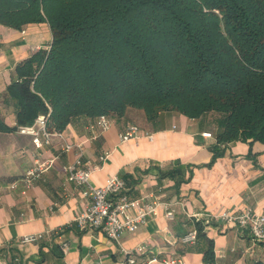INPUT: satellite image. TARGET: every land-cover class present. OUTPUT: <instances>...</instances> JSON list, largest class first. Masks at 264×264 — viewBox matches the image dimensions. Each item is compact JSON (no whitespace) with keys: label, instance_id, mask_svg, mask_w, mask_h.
I'll return each mask as SVG.
<instances>
[{"label":"crops","instance_id":"1","mask_svg":"<svg viewBox=\"0 0 264 264\" xmlns=\"http://www.w3.org/2000/svg\"><path fill=\"white\" fill-rule=\"evenodd\" d=\"M51 40L46 22L21 30L0 25V264H119L123 252L138 261L179 256L183 264H206L208 248L214 264H264V243L233 226L212 222L223 212L264 215V143L217 145L210 117L189 119L175 112L147 123L139 112L128 111L125 118L112 119L103 133L90 129L95 120L76 119L61 132H52L50 144L41 149L15 130V109L6 88L15 80L18 64L47 50ZM129 125L141 136L120 143L119 135ZM63 142L82 148V162L94 169L93 187L118 176L127 183L131 198L157 196L176 202L175 219L168 221L160 211L138 231L124 234L119 244L100 231H79L75 219L89 199L82 187L67 181L63 167L76 162L79 151L61 150ZM36 158H55V165L29 190L20 183L11 189ZM198 229L201 237L195 246L180 243ZM28 235L42 239L21 244Z\"/></svg>","mask_w":264,"mask_h":264},{"label":"trees","instance_id":"2","mask_svg":"<svg viewBox=\"0 0 264 264\" xmlns=\"http://www.w3.org/2000/svg\"><path fill=\"white\" fill-rule=\"evenodd\" d=\"M42 22L49 48L6 88L15 130L175 112L210 117L217 145L264 143V0H0L1 26Z\"/></svg>","mask_w":264,"mask_h":264},{"label":"built area","instance_id":"3","mask_svg":"<svg viewBox=\"0 0 264 264\" xmlns=\"http://www.w3.org/2000/svg\"><path fill=\"white\" fill-rule=\"evenodd\" d=\"M47 121L48 116L40 115L32 125L18 127L17 132L30 136L34 147L41 149L44 145L50 144L52 137V133L47 130ZM112 123L111 118L100 116L90 129H96L98 133H103L112 126ZM140 136L139 129L134 125H129L119 135V141L120 143L137 141ZM204 136L210 137V134ZM148 139L151 140L152 137L148 136ZM73 148L78 149L79 157L73 164L65 165L63 171L67 181L82 187L84 196L89 199L84 211L75 219L79 231H100L109 240L119 244L124 234L138 231L150 219L158 217L160 211L164 212V217L168 221L175 219L178 207L176 202L165 201L157 196H149L148 199L131 198L128 195L127 183L118 176L107 178L105 184L100 188L93 187L90 184V178L94 169L86 167L82 162V148L67 142H63L61 145L63 151H70ZM105 158L106 156L100 160L103 161ZM55 161V158L45 160L36 158L33 165L25 170L20 179L12 183L10 188L15 189L20 183L25 190H29L37 180L53 168ZM212 222L221 226H233L240 232L248 233L256 242L264 243V215L254 214L248 210L236 214L223 212L213 217ZM41 239L40 235H28L22 237L20 243L37 244ZM196 241V230L188 232L180 239V243L185 245H194ZM144 250V248L140 249L142 253H145ZM123 255L124 259L119 264H183V260L179 256L169 258L152 256L146 260L138 261L128 252H123Z\"/></svg>","mask_w":264,"mask_h":264}]
</instances>
